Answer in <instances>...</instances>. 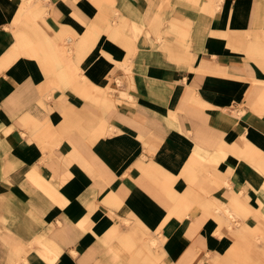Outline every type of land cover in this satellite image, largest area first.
<instances>
[{
    "label": "crops",
    "instance_id": "1",
    "mask_svg": "<svg viewBox=\"0 0 264 264\" xmlns=\"http://www.w3.org/2000/svg\"><path fill=\"white\" fill-rule=\"evenodd\" d=\"M26 1L0 0V205L21 264H241L214 206L243 215L235 200L264 262V0Z\"/></svg>",
    "mask_w": 264,
    "mask_h": 264
},
{
    "label": "bare ground",
    "instance_id": "2",
    "mask_svg": "<svg viewBox=\"0 0 264 264\" xmlns=\"http://www.w3.org/2000/svg\"><path fill=\"white\" fill-rule=\"evenodd\" d=\"M41 1V0H40ZM116 1V0H115ZM118 1V0H117ZM179 1V0H178ZM221 0H205V11L210 10L209 7H211V9L217 10L219 7ZM36 3V2H35ZM177 3V2H176ZM187 3V2H186ZM31 1H26V5H25V9L27 8L28 10L31 9L30 7ZM21 7V6H20ZM174 9V8H173ZM185 9V8H184ZM171 13V12H170ZM42 17V16H41ZM40 17V18H41ZM95 20V19H94ZM97 21V20H96ZM63 26V25H62ZM134 26V25H133ZM148 28V27H147ZM63 29V28H62ZM64 30V29H63ZM62 31V30H61ZM75 33V32H74ZM69 38V37H68ZM15 39V38H14ZM70 39V38H69ZM77 39V38H76ZM68 40V39H67ZM189 40V39H188ZM74 41V40H73ZM151 41V40H149ZM18 42V41H16ZM67 42V41H66ZM73 43V42H72ZM54 44V43H53ZM154 44V43H153ZM58 45V44H57ZM54 46V45H53ZM55 48V47H54ZM57 48V47H56ZM18 49V48H17ZM60 49V47H59ZM76 49V48H75ZM75 52V51H74ZM70 56V55H69ZM65 57V56H64ZM63 57V59H65ZM61 58V57H60ZM72 59V58H71ZM69 60V59H68ZM67 62V59H66ZM65 64V63H64ZM68 64V63H67ZM77 64V63H76ZM74 65V63L72 64ZM69 66V65H68ZM71 66V64H70ZM137 66V65H136ZM70 73V72H68ZM79 73V72H78ZM73 74V73H72ZM70 77V76H69ZM75 77H78L77 74ZM72 78V77H71ZM70 79V78H69ZM71 81V79H70ZM83 81V80H82ZM118 82V81H117ZM188 82V81H187ZM72 83V82H71ZM81 83V82H80ZM84 83V82H83ZM76 84V83H75ZM89 86V85H88ZM78 87V86H77ZM83 87V86H82ZM90 87V86H89ZM92 87V86H91ZM74 89V88H73ZM79 89V88H78ZM89 89V88H88ZM60 90V89H59ZM82 90V89H81ZM62 91V90H61ZM91 91V90H90ZM108 91V90H104L102 92H100L99 94H102L101 96L104 95V93ZM112 91H116V90H112ZM110 91V92H112ZM134 91V89H133ZM109 92V91H108ZM130 92V91H129ZM80 93V92H79ZM135 95V94H134ZM119 96L122 98L123 96H127V93L120 89L119 90ZM83 97V96H82ZM95 98V97H94ZM109 126V125H108ZM112 128V127H111ZM109 131V130H108ZM106 134V133H105ZM33 140V139H32ZM183 176L184 178L189 182V183H193L196 179H197V173L195 170H193V168H186L185 171L183 172ZM215 181V180H214ZM188 193L189 195L191 194H196L195 191H193L192 189L189 190L188 189ZM171 194V191H170ZM5 195V194H4ZM172 195H174V191L172 192ZM13 196V195H12ZM17 198V197H16ZM179 202H182V199H179ZM207 204H210V200H206ZM236 204L242 209V212H244V214L246 215L247 210L244 206V204L242 202H237L235 200ZM4 204V203H3ZM6 206V205H5ZM216 207V210H223L224 211V216L222 218L216 217V219L218 221H224L223 224L224 226L229 228V232H226L225 230H219L217 231L219 234H228L230 237H234L236 240V246L232 247L230 249L229 252V256H236L239 258V260L241 261V264H264V262L259 261L255 254L253 253L252 247L248 246L247 244H249V237L251 235L250 231H249V227L248 225H241L240 227H238L237 229H233L232 225L234 220L239 217V216H243L239 213V211H233L231 210L228 205H221L218 206L214 205ZM196 209V208H195ZM197 210V209H196ZM22 213V212H21ZM198 213V212H197ZM219 213V212H218ZM250 216V215H249ZM5 217V216H3ZM245 217V216H243ZM21 228V227H20ZM10 236H12V238L14 239L13 243H11V245L9 246L10 249L7 253V258L6 263L7 264H21L22 262L26 261V256H24L25 252H27V249L24 245L21 246L20 243H17V241L14 238V235L11 233V231L8 229ZM29 235V234H28ZM30 236V235H29ZM36 236V235H35ZM4 242V241H3ZM245 245V246H244ZM32 247V246H31ZM30 247V248H31ZM38 248V247H37ZM264 249V248H263ZM208 250V249H207ZM41 254V253H40ZM23 255V256H22ZM221 256V255H220ZM51 263V262H50ZM53 263V262H52Z\"/></svg>",
    "mask_w": 264,
    "mask_h": 264
},
{
    "label": "rangeland",
    "instance_id": "3",
    "mask_svg": "<svg viewBox=\"0 0 264 264\" xmlns=\"http://www.w3.org/2000/svg\"><path fill=\"white\" fill-rule=\"evenodd\" d=\"M109 90V89H108ZM5 216V217H3ZM7 215H5L3 207L0 205V264H7V253L14 239L10 236L7 225ZM4 241V242H3Z\"/></svg>",
    "mask_w": 264,
    "mask_h": 264
}]
</instances>
